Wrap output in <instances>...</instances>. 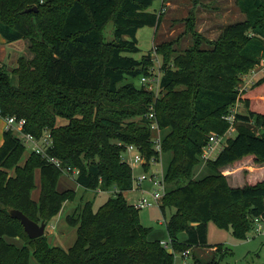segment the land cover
<instances>
[{
	"label": "trees",
	"instance_id": "trees-1",
	"mask_svg": "<svg viewBox=\"0 0 264 264\" xmlns=\"http://www.w3.org/2000/svg\"><path fill=\"white\" fill-rule=\"evenodd\" d=\"M155 1L0 0V34L6 42L28 40L34 55L21 56L11 72L0 64L2 117L26 120L24 132L37 139L49 131L47 154L79 169L80 187L118 190L98 210L88 201L68 215L67 222L77 227L69 249L51 245L46 234L31 239L9 211L19 209L48 225L77 192L59 189L64 174L41 153L31 151L22 164L27 146L13 130H5L0 147V264H173L174 255L160 241L148 239L152 229L124 197L134 187L133 169L122 158L125 146L134 144L147 158L155 153L147 119L152 106L162 132L167 131L162 143L163 154L170 156L168 190L160 208L173 249L206 247L211 220L232 228L239 238L247 237L255 218L264 221V181L232 187L222 172L245 160L264 163V76L239 93L242 75L264 61V0H237L245 20L227 26L214 47H193L165 59L157 98L135 84L149 74L150 55H127L140 51L141 28L160 27L161 13L149 10ZM34 7L38 10L26 12ZM110 21L115 39L106 42L104 29ZM238 101L246 112L237 113L236 137L217 158L205 161L199 174L210 135L229 130L225 117ZM59 119L67 124L59 126ZM37 172L38 201L32 197ZM168 208L174 210L170 217ZM183 233L187 239L180 241ZM213 247L217 253L222 249Z\"/></svg>",
	"mask_w": 264,
	"mask_h": 264
},
{
	"label": "rangeland",
	"instance_id": "rangeland-1",
	"mask_svg": "<svg viewBox=\"0 0 264 264\" xmlns=\"http://www.w3.org/2000/svg\"><path fill=\"white\" fill-rule=\"evenodd\" d=\"M149 10L161 13L163 21L158 30L152 26L141 28L137 34L140 51L138 53H127V55L133 56L136 59H142L150 55V61L148 62L149 74L147 77L151 79L162 78V65L165 59L174 57L177 53L193 47L210 49L220 41L221 34L227 26L245 20V15L237 4V0H169L165 3L157 0ZM114 31L115 24L113 21H110L104 29L106 42H111L115 39ZM1 46V50L2 48L7 50L8 59L2 60V56L5 53L4 49L3 51L0 50V64L7 65L9 72L18 64L16 58L19 56H26L28 59L34 56L29 50L28 40L5 42L4 47ZM163 52L164 54H162ZM252 71L253 69L242 75L240 88L249 85L248 89H250L264 76V71H261L260 68L259 70L256 69V72H258L256 74ZM141 78L135 80L137 87H143L147 91L154 92L155 98L161 96L160 88L157 91L154 89L153 84L144 86ZM13 82L17 83V77H13ZM240 104V113H245L246 108L244 104L242 102ZM151 110H154L153 106ZM135 120L141 124L140 118ZM66 124L67 120L59 119V126ZM166 132H162V137L165 136ZM14 133L22 139L23 135H21V132L14 130ZM236 135L237 127L235 123L233 133L227 136L218 147L213 159L221 154L228 142L235 138ZM30 152L31 150L27 148L23 162ZM124 157L133 167L135 177L146 174L145 167L133 165L132 155L126 153ZM169 159V154H163L161 163L151 167L147 175H152L153 173L161 174L163 170L165 172ZM205 164V159L202 158V165L198 169L199 174L204 171ZM222 172L227 176L232 187H243L249 182L264 181V163H255L253 160H245L236 166H229L222 169ZM36 177L37 188L34 190L32 197L38 201L41 195L40 173L37 172ZM76 179L70 175H63L61 177L59 189L61 191L64 189H74L77 192V196L75 200L64 204L61 213L46 228V235L51 245L64 249H69L77 239V227H73L67 222L68 215L74 214L78 209L80 210L88 201H93L94 209L98 210L110 197L115 196L117 194L116 191H118L115 187H110L105 191L85 190L77 184ZM143 187L147 190L152 189V185L149 182H145ZM124 197L130 205H136L137 201L142 198V192L139 189H133L124 192ZM172 212L174 210L168 208L166 212L167 217H170ZM139 217L145 227L152 229L148 235L150 241L161 242L171 240L160 205L140 210ZM7 240L17 246L22 245L23 242L15 238H7ZM216 245H222V249L218 253L216 248L213 247ZM169 252L174 255L173 264H206L213 260H219L222 264H264V229L262 233H259L256 229H252L246 238H239L233 234L232 228H220L214 220H211L208 224V245L206 247L197 248L190 257H184L182 255L184 251H175L174 249L173 252ZM33 264L38 263L33 260Z\"/></svg>",
	"mask_w": 264,
	"mask_h": 264
},
{
	"label": "built area",
	"instance_id": "built-area-1",
	"mask_svg": "<svg viewBox=\"0 0 264 264\" xmlns=\"http://www.w3.org/2000/svg\"><path fill=\"white\" fill-rule=\"evenodd\" d=\"M261 71H264V61L262 64L257 65L253 69V73L256 74V69ZM142 84L144 86L153 84L154 89L159 91L160 88V79L156 78H149V77H143L141 79ZM249 87V85H246L242 88H239V93H242L244 90H246ZM152 89V90H154ZM241 102L238 101L236 105L231 109L230 113L225 117L226 121L230 123L229 130L224 135H218V134H212L210 135L209 141L207 146L204 149L203 158L205 161L211 160L214 158L215 153L217 152L218 147L223 143V141L227 138V136H230L233 133V127L236 123L237 113H240L239 107ZM0 116L2 117V109L0 107ZM6 122V130H17L21 132V135H23L22 140L24 144L29 148L31 151H35L37 153H41L44 158H47L50 163L55 165L57 168H59L64 175L72 176L73 178H77L80 174V170L77 168H74L72 166L63 165V163L56 157L49 156L47 154L48 147L52 146V138L49 131H46L45 135L41 139L35 138L30 133L24 132V126L26 124V120L21 119L17 120L15 116H7L3 117ZM147 119L149 120L150 128L153 131L152 135V142L154 144V154L147 158L146 155L134 144L126 145L125 150L123 152L122 158L125 162L127 160L125 159L124 155L126 153H129L132 155V163L135 166H148V169L145 168L146 174H143L141 176H134L133 172V179H134V187L133 189H139L142 192V198L139 199L134 205L137 209L142 210L148 207H152L155 205H160L163 203V200L167 194V183L165 181V172L164 170L161 172V174L153 173L152 175H147V172L149 169L153 166L158 165L161 163V158L163 155V143H162V130L160 128L159 122L157 120L156 114L154 110H151L149 114L147 115ZM121 145V143H120ZM128 163V162H127ZM130 166L131 164L128 163ZM132 167V166H131ZM133 169V167H132ZM145 182H149L152 185L151 190H147L143 187V184ZM263 221L262 218H255L254 220V226L253 228L259 231V233H262L263 226L261 225V222ZM162 245L168 250L173 252V247L171 246L170 241H161ZM182 255L184 257H190L192 255V250L188 249L184 252H182ZM197 264V263H193Z\"/></svg>",
	"mask_w": 264,
	"mask_h": 264
},
{
	"label": "water",
	"instance_id": "water-1",
	"mask_svg": "<svg viewBox=\"0 0 264 264\" xmlns=\"http://www.w3.org/2000/svg\"><path fill=\"white\" fill-rule=\"evenodd\" d=\"M37 10H38L37 7H34L27 9L26 12L37 11ZM9 212L13 218H16L21 221L26 233L31 239L40 238L46 234V228H47L46 223L39 224L38 222L29 218L23 211L19 209H11Z\"/></svg>",
	"mask_w": 264,
	"mask_h": 264
},
{
	"label": "crops",
	"instance_id": "crops-1",
	"mask_svg": "<svg viewBox=\"0 0 264 264\" xmlns=\"http://www.w3.org/2000/svg\"><path fill=\"white\" fill-rule=\"evenodd\" d=\"M5 42H6V40L3 38V36L0 34V46L1 47H4L3 45L5 44ZM3 49L4 48H2V50L1 51H3ZM1 51H0V53H1ZM7 50L6 49H4V53L5 54H3V58H2V60H6V59H8V54H7V52H6ZM21 56H19L18 58H16V61L18 62V60H19V58H20ZM17 66V65H16ZM5 130H6V122H5V119L3 118V117H1L0 118V147L3 145V143H4V132H5ZM29 156H30V153H29ZM28 156V157H29ZM28 157L26 158V160L28 159ZM26 160L23 162L22 161V163L24 164L25 162H26ZM39 173V172H38ZM36 179H37V177H36ZM263 222L264 221H262L261 222V225L263 226ZM254 229V228H253ZM263 229H264V227H263ZM259 232V231H258ZM187 239V235L185 234V233H183V234H181V236H180V240L181 241H185ZM197 248H195V249H192V253L193 252H195V250H196ZM194 250V251H193Z\"/></svg>",
	"mask_w": 264,
	"mask_h": 264
}]
</instances>
